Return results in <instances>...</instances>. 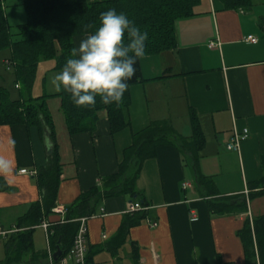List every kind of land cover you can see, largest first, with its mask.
Wrapping results in <instances>:
<instances>
[{
	"label": "crops",
	"instance_id": "0c3cea01",
	"mask_svg": "<svg viewBox=\"0 0 264 264\" xmlns=\"http://www.w3.org/2000/svg\"><path fill=\"white\" fill-rule=\"evenodd\" d=\"M89 2L102 0H88ZM88 33L74 36L75 47ZM257 38L255 43L246 40ZM175 46L140 58L142 80L130 86V125L111 134L104 112L93 131L70 134L61 111L59 91L51 79L60 71L56 59H41L31 94L47 96L58 142L62 174L56 206L43 222L61 220L64 208L100 178L118 170L134 132L157 119L169 120L183 136L192 134L191 112L203 134L198 168L213 176L222 195L245 193L262 173L264 154V0L247 7H228L223 0H200L192 14L175 21ZM213 41L217 45L210 47ZM3 58L1 64L4 63ZM14 75V74H13ZM14 87L16 85L14 83ZM18 88V87H17ZM20 89V87L18 88ZM23 92L18 91L21 98ZM181 126V128H180ZM249 136L238 149L227 146L235 131ZM14 141V143H12ZM0 157L11 161L0 175V264H5L21 231L16 226L31 203L40 198L36 169L46 149L35 126L0 124ZM25 169L26 172L19 170ZM147 201L140 223L131 226L116 252L105 246L117 232L133 199L105 198L87 217L89 264H241L244 246L238 231L247 217L264 213V195L248 201L247 211L210 213L196 183L189 152L163 144L146 158L136 181ZM85 217V216H84ZM148 218L155 221L150 227ZM31 245L11 264H47L52 251L48 229L32 227Z\"/></svg>",
	"mask_w": 264,
	"mask_h": 264
},
{
	"label": "trees",
	"instance_id": "16d2710c",
	"mask_svg": "<svg viewBox=\"0 0 264 264\" xmlns=\"http://www.w3.org/2000/svg\"><path fill=\"white\" fill-rule=\"evenodd\" d=\"M200 0H21L27 20L17 25V32L10 31L5 12V0H0V51L8 50L15 77L16 87L24 88L23 96L11 97L5 88H0V124H24L35 126L46 149V162L36 169L40 198L31 203L27 211L16 223L18 228H27L18 234L14 250L5 264L19 261L21 252L31 245V230L41 224L56 206L58 189L62 174V163L54 130L52 115L46 104L47 96H33L31 87L35 71L41 59H56V68L61 69L70 50L75 47L76 35L91 34L99 24V15L108 9L123 12L141 31H146L145 55L156 54L175 46V21L192 14L193 7ZM228 7L239 8L252 5V0H223ZM15 36V38H14ZM17 37V38H16ZM5 64V59H4ZM6 65V64H5ZM140 58L136 64V75L127 83L119 106L104 105L96 98L91 107L78 108L73 105L70 94L63 90L52 95L61 99V111L70 134L93 131L104 112L108 118L111 134L130 125L128 107L130 86L140 82ZM5 89V91H4ZM192 134L183 136L171 125L169 120L157 119L132 135V143L125 148L118 170L100 178V183L82 191L72 203L65 206L61 220L48 223V239L52 251L57 248L64 257L73 245L81 217L96 213L105 198L128 195L133 201L147 205L139 198L136 181L146 158L156 153V147L163 144L176 146L181 152L191 154L195 168L196 183L207 198L210 213L224 214L234 211H247L250 199L264 195V154L261 156L260 177L249 183L248 193L222 195L216 188L213 176L205 175L198 168L199 150L203 144V134L199 120L194 112L190 115ZM143 209L126 213L116 234L105 243L113 252L125 242L128 230L145 218ZM244 246L245 259L241 264H264V213L247 217L238 231ZM89 256L87 254L88 262Z\"/></svg>",
	"mask_w": 264,
	"mask_h": 264
},
{
	"label": "clouds",
	"instance_id": "9594fccd",
	"mask_svg": "<svg viewBox=\"0 0 264 264\" xmlns=\"http://www.w3.org/2000/svg\"><path fill=\"white\" fill-rule=\"evenodd\" d=\"M98 19L95 31L70 50L51 79L56 91L69 93L78 108L93 107L97 97L104 105L119 106L127 83L136 75L138 59L145 55L147 32L123 12L110 8ZM11 169V161L0 157V175L10 174Z\"/></svg>",
	"mask_w": 264,
	"mask_h": 264
},
{
	"label": "built area",
	"instance_id": "2783aa9c",
	"mask_svg": "<svg viewBox=\"0 0 264 264\" xmlns=\"http://www.w3.org/2000/svg\"><path fill=\"white\" fill-rule=\"evenodd\" d=\"M246 40L255 43L257 41V38L254 35H248L246 37ZM217 44L213 41L209 43L210 47H214ZM5 64L7 66V69L11 67V61L6 59ZM249 136V131L247 128L243 129V131L240 133L238 131H235L232 135L231 139L228 141L227 146L230 149H238L240 145V141L242 139H245ZM20 172H26L25 169L19 170ZM248 192V190H246ZM146 209V206L143 205L139 201H132L128 206V212L134 211V210H141ZM61 213L65 212L64 208H57ZM86 219L87 217H81L79 218L80 225L78 228V231L75 235L73 245L68 251V253L62 257L60 260L56 261L51 254H49V258L47 261V264H89L87 259L88 254V241H87V226H86ZM148 224L150 227H155L156 222L152 221L148 218ZM42 225L47 229V222H42ZM6 231H0V234H4ZM49 240V239H48Z\"/></svg>",
	"mask_w": 264,
	"mask_h": 264
},
{
	"label": "rangeland",
	"instance_id": "374dc122",
	"mask_svg": "<svg viewBox=\"0 0 264 264\" xmlns=\"http://www.w3.org/2000/svg\"><path fill=\"white\" fill-rule=\"evenodd\" d=\"M253 1L256 5H260L262 3V0ZM5 12L10 25V31L12 33L17 32L18 24L24 23L27 20V15L25 13L24 6L21 4V0H5ZM7 57H9L8 50L0 51V88L7 89L9 95L14 97L17 96L18 91L23 92L24 88L22 86H20V89L14 87L15 77L13 75L14 73L12 67L7 69V66L4 63L3 65L1 64L2 59ZM2 249L3 246L0 244V251H2Z\"/></svg>",
	"mask_w": 264,
	"mask_h": 264
},
{
	"label": "water",
	"instance_id": "95a60500",
	"mask_svg": "<svg viewBox=\"0 0 264 264\" xmlns=\"http://www.w3.org/2000/svg\"><path fill=\"white\" fill-rule=\"evenodd\" d=\"M60 254H61V251L57 248L55 252L53 253V258L56 260Z\"/></svg>",
	"mask_w": 264,
	"mask_h": 264
}]
</instances>
